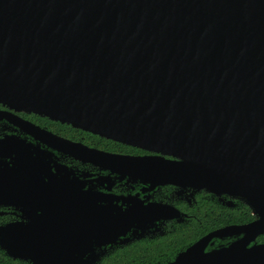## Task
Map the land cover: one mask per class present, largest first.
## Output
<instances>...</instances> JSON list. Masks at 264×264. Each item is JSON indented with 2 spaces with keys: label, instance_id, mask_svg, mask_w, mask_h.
<instances>
[{
  "label": "water",
  "instance_id": "95a60500",
  "mask_svg": "<svg viewBox=\"0 0 264 264\" xmlns=\"http://www.w3.org/2000/svg\"><path fill=\"white\" fill-rule=\"evenodd\" d=\"M0 106L154 153L71 148L144 183L238 199L255 216L168 264H264V0H0ZM12 153L28 169V149ZM137 209L134 228L153 217ZM41 242L0 244L16 257Z\"/></svg>",
  "mask_w": 264,
  "mask_h": 264
},
{
  "label": "flooded vegetation",
  "instance_id": "af4514ba",
  "mask_svg": "<svg viewBox=\"0 0 264 264\" xmlns=\"http://www.w3.org/2000/svg\"><path fill=\"white\" fill-rule=\"evenodd\" d=\"M6 110L0 106V141H6L0 146V241L47 242L22 249L16 257L9 256L0 244V264H168L210 232L255 220L251 210L238 199L144 183L113 172L100 154L99 159L89 160L71 148L79 150L83 146L124 157H153L154 153L33 114H6ZM42 131L72 145H48L42 140ZM16 145L28 149V169L15 168L12 152ZM205 203L210 206L204 207ZM134 205L147 218L153 215L136 220L143 227L134 228L132 220L128 221ZM211 207L221 213L246 207L252 219L223 225L194 240L180 241L179 231L193 229L197 221L201 223L203 208L201 217L207 221L213 213ZM120 221L126 226L116 231L114 223ZM10 225L16 226L18 232L8 234ZM262 236L256 239L257 243H264L258 241Z\"/></svg>",
  "mask_w": 264,
  "mask_h": 264
},
{
  "label": "trees",
  "instance_id": "16d2710c",
  "mask_svg": "<svg viewBox=\"0 0 264 264\" xmlns=\"http://www.w3.org/2000/svg\"><path fill=\"white\" fill-rule=\"evenodd\" d=\"M207 206H210V204L205 203L204 207ZM204 209L205 208H203L202 214L205 213ZM210 209L213 213L209 218H207V221H205V217H201L202 214L199 215L201 223L197 221L193 229L186 228L184 230H180L179 232L181 236L178 237V239L182 242H184V240H194L223 225L241 224L252 219L250 211L246 207L244 210L228 211V213H221V211L216 207H211ZM258 241L264 242V236H262Z\"/></svg>",
  "mask_w": 264,
  "mask_h": 264
}]
</instances>
